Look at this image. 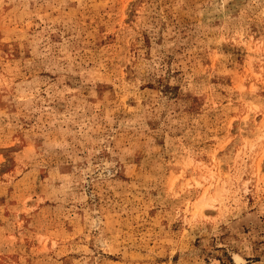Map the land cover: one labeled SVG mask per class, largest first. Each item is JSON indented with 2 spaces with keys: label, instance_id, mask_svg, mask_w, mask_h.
<instances>
[{
  "label": "rangeland",
  "instance_id": "rangeland-1",
  "mask_svg": "<svg viewBox=\"0 0 264 264\" xmlns=\"http://www.w3.org/2000/svg\"><path fill=\"white\" fill-rule=\"evenodd\" d=\"M0 264H264V0H0Z\"/></svg>",
  "mask_w": 264,
  "mask_h": 264
}]
</instances>
